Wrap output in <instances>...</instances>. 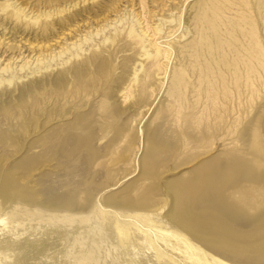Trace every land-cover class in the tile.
Masks as SVG:
<instances>
[{
	"label": "rangeland",
	"instance_id": "1",
	"mask_svg": "<svg viewBox=\"0 0 264 264\" xmlns=\"http://www.w3.org/2000/svg\"><path fill=\"white\" fill-rule=\"evenodd\" d=\"M19 1L94 21L8 69L42 67L33 81L52 88L17 80L21 97L0 96V250L21 244L15 231L43 233L0 264H35L58 239L70 258L51 250L36 264H264V0ZM131 26L173 47L154 77Z\"/></svg>",
	"mask_w": 264,
	"mask_h": 264
},
{
	"label": "bare ground",
	"instance_id": "2",
	"mask_svg": "<svg viewBox=\"0 0 264 264\" xmlns=\"http://www.w3.org/2000/svg\"><path fill=\"white\" fill-rule=\"evenodd\" d=\"M63 1V0H62ZM81 1V0H80ZM65 2V1H64ZM67 2V1H66ZM76 2V1H75ZM84 2V1H83ZM69 4V3H68ZM65 5V4H64ZM62 6V5H61ZM71 7H75L76 8V3H74L73 5H71ZM207 7V6H206ZM27 8V10L25 11V9ZM52 8V7H51ZM80 8V7H79ZM69 9L68 7L66 8V6H64L63 8L59 9H53L54 11L50 12L49 10L47 12H40L39 10H37V8H35V6H32L31 3L29 2H20L19 0H15L14 2L8 3V0H1L0 2V20H7L9 22V26L11 25V27H5V25L3 27H1L0 29V63L3 61H6V63L4 64V66L2 68H0V84H3L4 87L3 89L0 90V96L2 95H6L8 96H12L13 97L15 95H17L18 99L19 97H21V92L22 89L18 86L12 85V88L9 86L13 83L12 81H25V80H29L26 84H31V90L36 93L37 91H42V92H47L49 91L52 86H51V81H48L47 83H42V82H35L33 81V77L35 76L36 72H41L42 67H38L37 69L31 70L30 72H22L17 74L18 72L16 71L14 75H12L11 73L8 74V69L10 67V65L12 63H14L15 59H21V61L23 59H25L26 57H28V59L32 58L34 55H37L36 58L39 55H42L44 52L50 51L52 52V50L54 49H58L62 47V41L63 39L65 40L66 38H68L69 35L76 33V31L79 30V28L81 26L84 27H88V23L93 22L94 20L92 19V17L86 15L89 14L88 11H83L81 9ZM90 8V7H89ZM87 8V9H89ZM92 10V8H91ZM202 10V9H201ZM38 13H37V12ZM66 11V14H63L62 16H60L59 18L54 17L53 15H57L60 14L61 12ZM36 12V13H34ZM31 13V15L26 18L29 14ZM86 13V14H85ZM92 13V12H91ZM194 14V13H193ZM91 15V14H90ZM95 15V14H94ZM152 15H150L151 18ZM203 16V15H202ZM32 17H34L33 20ZM40 17V18H39ZM95 17V16H94ZM98 18V17H97ZM102 18V17H101ZM116 18V17H115ZM99 19V18H98ZM120 19V18H119ZM193 19V18H192ZM5 20V21H6ZM162 20V19H161ZM145 21V20H144ZM156 21V20H155ZM158 21V20H157ZM96 22V21H95ZM118 22V21H117ZM135 24H141L142 21V17L137 16L134 20ZM94 24V23H93ZM164 24V23H163ZM134 25V24H133ZM154 25V23H153ZM160 25V24H159ZM148 27V26H147ZM139 28V27H138ZM81 29V28H80ZM154 29V28H153ZM53 30L57 31V35L50 38L49 40L43 42V43H39V42H33L32 38L34 37V35L37 34V36L39 34L42 33H46V32H51ZM140 30V29H139ZM81 31V30H80ZM147 30H145L144 28H141V32L139 31V33L135 32L133 26L130 27V29L128 30V34L132 35L135 40H137V44L140 45V48H142L143 54L145 55L148 59L146 62L148 63V66H145L144 68V73L154 77L156 76V70H158L159 68H161V60L162 59H166L169 58V56H171L172 54V45L171 47H167L166 49H161L158 45V43L156 42L155 38L153 36L155 35H159V33L161 32L160 29L155 28V30H152V33H147ZM209 31V30H208ZM54 32V31H53ZM187 32V31H186ZM59 33V34H58ZM189 33V32H187ZM200 33V32H199ZM122 30H119L118 32H116L114 35H111L108 38H105L106 40H115L117 38H119L121 36ZM177 34V33H176ZM182 34V33H181ZM191 34V33H190ZM205 35V34H204ZM19 36H23L22 39L24 38V40H15V37H19ZM27 36V37H26ZM43 36V35H42ZM185 36V35H184ZM183 36V37H184ZM40 37V36H39ZM175 37V36H174ZM173 37V38H174ZM182 38V37H181ZM8 39V41H6ZM40 39V38H39ZM167 39V38H166ZM172 39V38H171ZM205 39V38H204ZM43 40V39H42ZM174 40V39H173ZM172 40V41H173ZM206 40V39H205ZM12 41V42H11ZM37 41V40H36ZM39 41V40H38ZM161 41V40H160ZM168 41V40H167ZM171 41V40H170ZM145 42H147L148 44H145ZM17 43V44H16ZM160 45V44H159ZM163 45V44H162ZM184 45V44H183ZM147 46L152 47V52L146 48ZM182 47V46H181ZM180 47V49H181ZM165 48V47H164ZM102 49V48H101ZM151 49V48H150ZM26 52V54H25ZM70 57V56H69ZM142 57V56H140ZM84 61H87L89 59L88 56H84ZM139 60V59H138ZM137 60V61H138ZM67 61V60H66ZM164 61V60H163ZM30 62V61H29ZM136 62V61H135ZM140 62V61H139ZM138 62V63H139ZM33 63V62H32ZM141 63H139L140 65ZM164 64V63H163ZM162 64V65H163ZM53 65V64H52ZM17 67V66H16ZM47 67V66H46ZM49 67V66H48ZM47 67V68H48ZM53 67V66H52ZM136 67V64L134 65V68ZM165 67V66H164ZM133 68V70H135ZM44 69V68H43ZM138 68H136L137 70ZM140 69V68H139ZM174 69V67H173ZM163 70V69H161ZM160 71V69H159ZM165 73V70H163ZM56 72V71H55ZM63 72V70H62ZM70 70L67 71V73H69ZM137 72V71H136ZM173 72V71H172ZM54 73V72H53ZM133 74V73H132ZM32 75V77H31ZM135 75V74H134ZM133 75V76H134ZM161 75V74H160ZM171 75H174L171 73ZM46 76V75H45ZM64 76V75H63ZM162 76V75H161ZM159 76L158 78L161 79L162 77ZM165 76V75H164ZM22 77H26V79H22ZM31 77V78H30ZM60 77V76H59ZM135 77V76H134ZM133 77V78H134ZM166 77V76H165ZM64 78V77H63ZM174 78V77H173ZM175 78L177 79V77L175 76ZM174 78V79H175ZM52 80V78H50ZM49 79V80H50ZM164 79V78H163ZM73 80H75V78L72 77L71 81L72 83L74 82ZM133 80V79H132ZM172 80V79H171ZM162 81V80H160ZM133 82V81H132ZM172 82V81H171ZM170 82V84H171ZM176 82V81H174ZM131 84V82H130ZM169 85V84H168ZM23 87V86H22ZM170 87V86H169ZM175 87V86H174ZM28 89V88H27ZM39 89V90H38ZM124 89V88H123ZM30 90V89H29ZM122 90V89H121ZM173 90V89H172ZM17 92V93H14ZM120 92V91H119ZM122 92V91H121ZM124 92V91H123ZM26 93V92H25ZM126 94L125 92L122 93ZM169 94V93H168ZM173 94V93H172ZM171 94V95H172ZM176 94V93H175ZM125 97V96H124ZM12 98V97H10ZM128 98V97H127ZM125 99V98H124ZM6 100V99H5ZM10 100V99H9ZM121 100V99H120ZM124 101V100H123ZM126 101V100H125ZM51 102V101H50ZM149 106V105H148ZM19 107V106H18ZM144 108V107H142ZM148 108V107H147ZM21 111V110H20ZM144 111V110H143ZM147 111V110H145ZM144 111V112H145ZM143 112V113H144ZM146 113V112H145ZM23 114V113H22ZM8 122V121H7ZM9 123V122H8ZM237 177V176H235ZM239 178V177H238ZM237 179V178H235ZM19 205V204H18ZM17 205V206H18ZM16 206V207H17ZM26 206V205H25ZM22 206L19 205V208H21ZM28 207V206H26ZM14 208V207H13ZM35 208V207H34ZM110 208V207H109ZM113 208V207H112ZM15 209V208H14ZM12 209V210H14ZM18 210V209H17ZM28 212V208L26 209ZM31 210V209H30ZM29 210V211H30ZM20 211V210H19ZM100 211H105L104 209H100ZM18 212V211H13V213ZM31 212H34L31 210ZM47 212L49 213V215H55V211L54 210H47ZM62 213V217L64 218L65 222H72V221H77V215L75 213H71L67 210H61L60 211ZM106 212V211H105ZM8 213H11L10 211ZM21 213V212H19ZM104 213V212H103ZM6 214V213H5ZM12 214V213H11ZM16 214V213H15ZM33 214V213H32ZM39 214V213H37ZM8 215V214H6ZM6 215H5V219H6ZM10 215V214H9ZM14 215V214H13ZM12 215V216H13ZM41 215V214H40ZM23 216V215H22ZM2 217V216H1ZM0 217V218H1ZM10 217V216H9ZM7 217V218H9ZM13 218V217H12ZM122 218V217H121ZM4 222L8 219L5 220ZM19 220V219H18ZM17 220V221H18ZM38 220V219H37ZM1 221L3 222V219L1 218ZM0 221V223H1ZM9 221V220H8ZM21 221V220H20ZM36 221V220H34ZM39 221V220H38ZM43 221V220H41ZM49 221V220H48ZM10 223L12 221H9ZM25 222V221H24ZM30 222V221H29ZM32 222V221H31ZM9 223V224H10ZM14 223V222H13ZM16 223V221H15ZM18 223V222H17ZM16 223V224H17ZM22 223V222H21ZM19 223V224H21ZM3 224V223H2ZM8 224V225H9ZM17 224L18 226H21ZM23 224V223H22ZM6 225V224H5ZM4 225V226H5ZM16 226V225H15ZM24 226V225H23ZM21 226V227H23ZM20 227V228H21ZM7 228V227H6ZM5 228V229H6ZM35 228V227H33ZM42 228V227H41ZM70 229V228H69ZM10 230V229H9ZM24 230V229H23ZM27 229L21 233L16 232L15 228H14V232L13 235L11 237H9V241L11 243L17 244V243H24L26 241H31V242H37L40 241L43 237V233L38 230V231H34L36 229H31L33 230V232H31V230L28 232ZM68 230V229H65ZM13 231V230H12ZM21 231V230H19ZM10 233V232H9ZM7 234V233H6ZM7 239V240H8ZM19 244L17 248H2L0 250V253L5 254L6 251L10 254V255H5L6 257H12V256H17L19 253H25L27 252V250H29L28 248L30 246H26V245H21ZM57 244L58 246H55L54 249H50V252L52 253V251H60L62 253L63 256L70 258V253H71V249L67 248L68 246L70 247V244L67 243L66 241H62L61 239L57 240ZM110 243H107L104 249V253L105 255L107 254V252L114 248L115 245ZM52 250V251H51ZM68 251V252H67ZM30 252V250H29ZM49 252L48 255L44 253H42V251L40 252V255H38L36 258L37 262H42V260H46L48 258H51L52 254ZM6 253V254H8ZM38 253V251H37ZM66 253V254H65ZM104 255V256H105ZM3 256V255H2ZM4 259V258H3ZM66 259V258H65ZM34 260V259H33ZM115 261V260H114ZM5 263V262H4ZM35 263V262H34ZM35 263V264H36ZM3 264V263H2ZM227 264V263H225Z\"/></svg>",
	"mask_w": 264,
	"mask_h": 264
}]
</instances>
